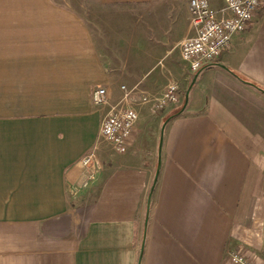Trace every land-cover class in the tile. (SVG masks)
<instances>
[{
    "label": "crops",
    "instance_id": "obj_1",
    "mask_svg": "<svg viewBox=\"0 0 264 264\" xmlns=\"http://www.w3.org/2000/svg\"><path fill=\"white\" fill-rule=\"evenodd\" d=\"M194 34L187 0H0V264H264V9L199 72L181 65ZM197 74L165 129L144 241L159 137L134 103L126 153L101 126L123 86L153 101L178 83L150 119L163 126Z\"/></svg>",
    "mask_w": 264,
    "mask_h": 264
},
{
    "label": "built area",
    "instance_id": "obj_2",
    "mask_svg": "<svg viewBox=\"0 0 264 264\" xmlns=\"http://www.w3.org/2000/svg\"><path fill=\"white\" fill-rule=\"evenodd\" d=\"M187 1L190 25L195 34L182 42L180 52L182 60L193 72L201 71L207 65L214 63L224 52L229 51L232 38L245 32L252 25L254 18L264 9V0H224L225 5L220 10L213 9L210 0ZM122 90L124 95L121 103L111 107L101 126L102 137L119 154L128 151L139 119L133 105L135 96H139L141 104L150 105L153 113L177 104L180 98L178 83L170 84L164 95L153 101L147 97V94L140 93L137 87L129 90L123 86ZM93 102L97 106L107 105L109 103L107 89H96L93 92ZM94 159V152H89L81 159V164L89 170ZM231 261L233 264H250L245 257L235 252L231 253Z\"/></svg>",
    "mask_w": 264,
    "mask_h": 264
},
{
    "label": "water",
    "instance_id": "obj_3",
    "mask_svg": "<svg viewBox=\"0 0 264 264\" xmlns=\"http://www.w3.org/2000/svg\"><path fill=\"white\" fill-rule=\"evenodd\" d=\"M222 68L226 69L224 66H222ZM197 77H198V74L195 76V78H194L191 86L189 87V89H188V91L186 93L185 103H184V106L181 109V111H179L178 113H176L174 115L169 116L165 120V122H164V124L162 126L161 137H160V144H159V160H158V166H157V171H156L154 183H153V185L151 187V190H150V193H149V197H148V203H147V215H146V221H145L144 241H145L146 234H147V225H148V221H149V215H150V208H151L152 197H153V193L155 191V187H156V184H157V181H158V178H159V174H160V170H161V166H162V149H163V141H164L165 129H166V126L168 125V123L173 118H175L176 116L180 115L186 109L187 104L189 102V93H190V90L193 87V85L195 84V82L197 80ZM143 247H144V245H143ZM142 255H143V249H142V252H141V258H142Z\"/></svg>",
    "mask_w": 264,
    "mask_h": 264
},
{
    "label": "rangeland",
    "instance_id": "obj_4",
    "mask_svg": "<svg viewBox=\"0 0 264 264\" xmlns=\"http://www.w3.org/2000/svg\"><path fill=\"white\" fill-rule=\"evenodd\" d=\"M181 65L188 66V64L185 63V62L181 63ZM188 73H189V71L184 72V75H187ZM126 89H128V88L126 87ZM160 97H156V98L157 99H160ZM157 99H155V100H157ZM133 103L135 105H137L139 108L145 107V109H146V110L143 109L144 112H143V115H141V117L142 116L144 117V121H143L144 124L142 125V129L145 130V132H144V139L147 140L149 137H152V135H154V136H158L159 137V140H160L161 131H162L161 122L160 123L159 122L158 123L156 122V125H152L150 123H153V122L157 121V116L163 111V109L160 110V111H158V112H156V113H153L150 110V105H148V104L147 105H143V104L140 103L139 96H135V100L133 101ZM151 117H153V122L150 120Z\"/></svg>",
    "mask_w": 264,
    "mask_h": 264
},
{
    "label": "trees",
    "instance_id": "obj_5",
    "mask_svg": "<svg viewBox=\"0 0 264 264\" xmlns=\"http://www.w3.org/2000/svg\"><path fill=\"white\" fill-rule=\"evenodd\" d=\"M179 111H180V110H179ZM179 111H178V112H179ZM178 112H177V113H178Z\"/></svg>",
    "mask_w": 264,
    "mask_h": 264
}]
</instances>
